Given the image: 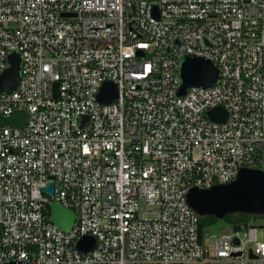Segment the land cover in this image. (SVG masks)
Here are the masks:
<instances>
[{"label": "built area", "instance_id": "obj_1", "mask_svg": "<svg viewBox=\"0 0 264 264\" xmlns=\"http://www.w3.org/2000/svg\"><path fill=\"white\" fill-rule=\"evenodd\" d=\"M13 53L0 116L27 120L0 128V264H264L256 226L210 252L187 203L264 173V0H0V76ZM186 56L218 80L179 97ZM52 204L73 212L70 231Z\"/></svg>", "mask_w": 264, "mask_h": 264}, {"label": "water", "instance_id": "obj_2", "mask_svg": "<svg viewBox=\"0 0 264 264\" xmlns=\"http://www.w3.org/2000/svg\"><path fill=\"white\" fill-rule=\"evenodd\" d=\"M20 58L17 54L9 56V66L0 76V92H11L19 81ZM181 85L177 95L184 96L189 88H207L218 80V69L212 62L200 58L186 56L180 65ZM56 93L57 84H54ZM100 102L109 103L116 98V88L112 83H105L97 95ZM210 119L222 122L226 119V112L217 107L208 112ZM27 120V114L17 111L9 117L0 116V128L3 126L21 127ZM45 192L52 193V185ZM187 203L200 218L214 217L223 220L229 215H264V173L259 170L241 168L234 181L226 184L214 185L209 189L191 188L187 194ZM53 223L68 232L74 223L71 210L51 205ZM202 224L198 225V240L201 243ZM94 246V238L82 237L76 244L81 252H88ZM5 264H22L9 262Z\"/></svg>", "mask_w": 264, "mask_h": 264}, {"label": "rangeland", "instance_id": "obj_3", "mask_svg": "<svg viewBox=\"0 0 264 264\" xmlns=\"http://www.w3.org/2000/svg\"><path fill=\"white\" fill-rule=\"evenodd\" d=\"M248 225L256 226L257 239L260 242H264V215H248ZM233 229L232 225L225 223L223 220H217L215 224L205 227L202 231L203 244L209 248L210 252H213L215 241L217 237L229 232Z\"/></svg>", "mask_w": 264, "mask_h": 264}, {"label": "trees", "instance_id": "obj_4", "mask_svg": "<svg viewBox=\"0 0 264 264\" xmlns=\"http://www.w3.org/2000/svg\"><path fill=\"white\" fill-rule=\"evenodd\" d=\"M248 215H241V214H235V215H229L223 219V221L229 225L233 226V230H244L248 226ZM217 219L214 217H207V218H200V223L202 224L203 228L211 226L212 224H215Z\"/></svg>", "mask_w": 264, "mask_h": 264}]
</instances>
